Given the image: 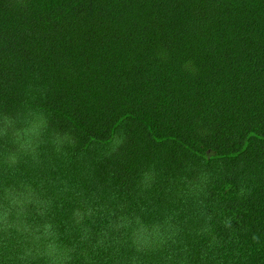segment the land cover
I'll use <instances>...</instances> for the list:
<instances>
[{
  "label": "trees",
  "instance_id": "1",
  "mask_svg": "<svg viewBox=\"0 0 264 264\" xmlns=\"http://www.w3.org/2000/svg\"><path fill=\"white\" fill-rule=\"evenodd\" d=\"M0 264H264V0H0Z\"/></svg>",
  "mask_w": 264,
  "mask_h": 264
}]
</instances>
